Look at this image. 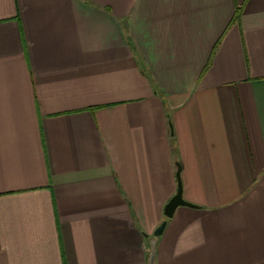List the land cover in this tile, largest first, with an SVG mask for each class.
I'll return each instance as SVG.
<instances>
[{"label":"crops","instance_id":"1","mask_svg":"<svg viewBox=\"0 0 264 264\" xmlns=\"http://www.w3.org/2000/svg\"><path fill=\"white\" fill-rule=\"evenodd\" d=\"M163 222L155 264H264V0H0V264H148Z\"/></svg>","mask_w":264,"mask_h":264},{"label":"water","instance_id":"2","mask_svg":"<svg viewBox=\"0 0 264 264\" xmlns=\"http://www.w3.org/2000/svg\"><path fill=\"white\" fill-rule=\"evenodd\" d=\"M176 165H177L176 178L178 181V190L177 193L170 199V201L166 204L164 208V215L167 218H172L176 210L181 206L197 207L196 205L187 202L183 198V187L181 182V165L179 163H176ZM165 226H166V222H163L154 232V237L151 241V251L148 259V264L156 263L157 242L159 237L162 235Z\"/></svg>","mask_w":264,"mask_h":264}]
</instances>
